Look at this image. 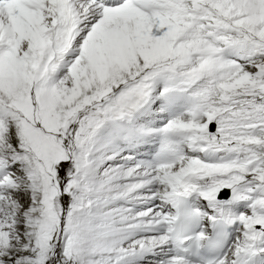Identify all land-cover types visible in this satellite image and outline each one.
Instances as JSON below:
<instances>
[{"label": "snow or ice", "instance_id": "snow-or-ice-1", "mask_svg": "<svg viewBox=\"0 0 264 264\" xmlns=\"http://www.w3.org/2000/svg\"><path fill=\"white\" fill-rule=\"evenodd\" d=\"M0 264H264V0H0Z\"/></svg>", "mask_w": 264, "mask_h": 264}]
</instances>
